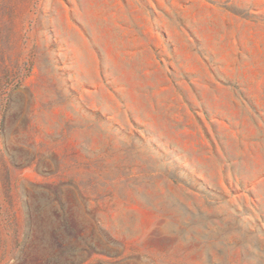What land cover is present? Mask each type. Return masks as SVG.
Returning <instances> with one entry per match:
<instances>
[{"label":"rangeland","instance_id":"obj_1","mask_svg":"<svg viewBox=\"0 0 264 264\" xmlns=\"http://www.w3.org/2000/svg\"><path fill=\"white\" fill-rule=\"evenodd\" d=\"M0 264H264V0H0Z\"/></svg>","mask_w":264,"mask_h":264}]
</instances>
